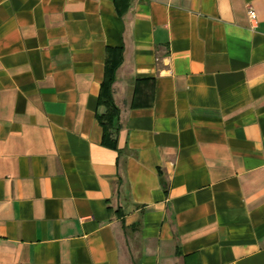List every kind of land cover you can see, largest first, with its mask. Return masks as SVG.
<instances>
[{"label": "crops", "instance_id": "obj_1", "mask_svg": "<svg viewBox=\"0 0 264 264\" xmlns=\"http://www.w3.org/2000/svg\"><path fill=\"white\" fill-rule=\"evenodd\" d=\"M0 264H264V0H0Z\"/></svg>", "mask_w": 264, "mask_h": 264}, {"label": "trees", "instance_id": "obj_2", "mask_svg": "<svg viewBox=\"0 0 264 264\" xmlns=\"http://www.w3.org/2000/svg\"><path fill=\"white\" fill-rule=\"evenodd\" d=\"M116 69L117 65L112 66L110 69L108 68L100 91V99L102 100L103 104L107 105L108 111L110 112H112V110H117V107L115 106L112 99V85L115 80ZM100 119H102V117Z\"/></svg>", "mask_w": 264, "mask_h": 264}, {"label": "built area", "instance_id": "obj_3", "mask_svg": "<svg viewBox=\"0 0 264 264\" xmlns=\"http://www.w3.org/2000/svg\"><path fill=\"white\" fill-rule=\"evenodd\" d=\"M250 17H251V19H255L256 18L255 14L253 12L250 13Z\"/></svg>", "mask_w": 264, "mask_h": 264}]
</instances>
